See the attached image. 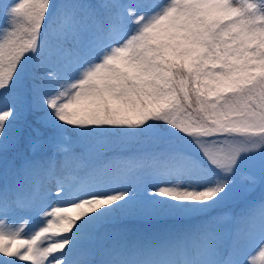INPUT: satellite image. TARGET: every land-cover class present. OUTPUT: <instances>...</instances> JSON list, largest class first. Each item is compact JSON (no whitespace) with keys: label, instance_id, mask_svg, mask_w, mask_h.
<instances>
[{"label":"snow or ice","instance_id":"snow-or-ice-1","mask_svg":"<svg viewBox=\"0 0 264 264\" xmlns=\"http://www.w3.org/2000/svg\"><path fill=\"white\" fill-rule=\"evenodd\" d=\"M21 262L264 264V0H0V264Z\"/></svg>","mask_w":264,"mask_h":264},{"label":"rangeland","instance_id":"rangeland-1","mask_svg":"<svg viewBox=\"0 0 264 264\" xmlns=\"http://www.w3.org/2000/svg\"><path fill=\"white\" fill-rule=\"evenodd\" d=\"M125 2H129V0H125ZM158 2L162 3L163 0H158ZM79 175L83 176L84 173H79ZM69 182L71 181L69 180ZM42 183H43V188L45 190L51 191L52 193L56 191V182L54 179H49L46 177V179L42 181ZM55 204H56V198L54 196H50L44 201V207L46 209H49L51 206H55ZM62 206L68 207L69 205L67 203H63ZM29 218L32 226H36L38 224L39 218L34 213L29 214V213L17 211L14 213H10L8 219L9 221L15 222V224L19 225L22 221ZM108 231L111 232L113 231V229H108ZM21 264H26V262H21Z\"/></svg>","mask_w":264,"mask_h":264},{"label":"trees","instance_id":"trees-1","mask_svg":"<svg viewBox=\"0 0 264 264\" xmlns=\"http://www.w3.org/2000/svg\"><path fill=\"white\" fill-rule=\"evenodd\" d=\"M68 135H69V136H72V133L69 132ZM77 150H78V149H77ZM41 178H44V177H41ZM233 207H235V206H233ZM235 210H236V211H239V208H238V207H235Z\"/></svg>","mask_w":264,"mask_h":264}]
</instances>
